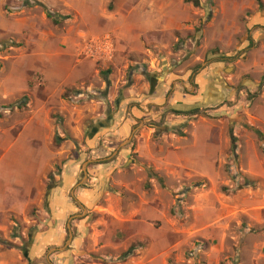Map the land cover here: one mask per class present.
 I'll list each match as a JSON object with an SVG mask.
<instances>
[{"label":"rangeland","instance_id":"1","mask_svg":"<svg viewBox=\"0 0 264 264\" xmlns=\"http://www.w3.org/2000/svg\"><path fill=\"white\" fill-rule=\"evenodd\" d=\"M20 1L22 7L29 5L28 0ZM139 1L93 0V11L87 14L85 20L74 19L65 7V0L58 2L54 9L36 5L43 13L44 8L54 15L58 24L50 20L52 25L61 29H79L82 34L78 36L76 48L82 58L89 57L88 48L94 50L93 42L100 41L99 47L105 55L103 59L93 58L100 65L98 81H94V84L99 82V88L101 81L110 77L118 87L111 90V99H108L107 91L95 97L89 95L87 99L97 97L105 100L107 105L103 113L105 115L109 109L111 119L121 107V112H125L124 119H117V123L123 127L131 119L128 105L126 109L122 105L126 99L124 90L129 80L133 81V76L146 73L141 83L154 81V76L166 73L183 77L186 79H176V82L181 87L186 85L180 90L186 93L196 90L194 86H197L195 82L199 74L210 65L220 64L226 69L221 77L238 101L234 102L232 97L222 102L221 106L224 105L225 109L217 113L211 106L203 108L201 102L184 104L190 109L174 111L186 112L198 104L197 109L202 111L190 117L175 115L170 109L171 102H165L160 108L152 109L149 106L144 113L151 111L156 120L150 123L148 115L134 120L130 126L123 127L128 132L119 140L114 131H106L98 141L96 149L103 151H99L101 155L98 159L90 150L81 149L85 144L84 137L73 142L74 148L57 161L45 183V192L48 184L49 189L52 185L57 187L59 181L56 176L63 171L64 165H75V182L67 192L68 204L73 211L59 222L58 229L53 224V215L46 213V210L39 214L30 212L25 220L18 221L17 227L7 234L6 239L11 242L18 237V244L21 248L26 246V250L37 241L43 254L39 259L30 261L31 264H130L146 243H131L129 230L118 228V224H114L106 213H100L98 208L124 213L126 206H119V198L131 203L123 190L112 185L116 172V169L112 170V163L116 149H129L132 144L129 161L123 165L122 160L117 170L128 171L135 164L145 176L144 181L135 188L149 194L151 184H155L160 192L155 197L167 203L169 219L176 225L157 231L158 235L155 236L157 241L163 240L169 245L166 264H264V70L257 66L260 54H264V0H259V4L255 0H196L198 7H194L192 0H150L157 6L156 10L161 4L168 8L169 18H165V21L169 23V31H161L160 27L153 30L149 37L152 45L146 47L148 52L126 54L123 67L119 65L115 68L110 64H115L118 58L114 40L119 30L117 22L122 17L134 16L135 9L139 15H144L145 11L138 8ZM247 2L254 9L247 7L236 16L234 4L245 5ZM155 8L152 11L157 16ZM126 25L124 31L128 30ZM13 46L16 45L0 41V60L4 50ZM125 52L128 53V48ZM134 63L139 64L136 66ZM24 68L15 66L14 76H21ZM204 79L206 83L211 80L206 76ZM120 92L121 98L118 97ZM206 103L213 104L210 100ZM8 106L10 108L7 110L13 109L12 105ZM5 111L0 108V118ZM208 128H215L220 150V158L216 162L217 176L213 182L196 176L190 179L184 176L160 177L133 153L138 141L150 144L161 142L167 144L168 148L172 144L184 147L191 142L192 134L202 133L203 129ZM166 129L168 131L164 132ZM80 155L83 156L77 161ZM103 158L104 161H93ZM145 168L157 175L163 188L157 179L148 178ZM242 177L251 180L254 186L236 189V184L242 185ZM207 199L211 205L202 208V202ZM222 203L231 207L232 211L221 209L223 215L217 217ZM194 207L196 213L200 212L199 220L195 221L191 215ZM206 219L213 221L203 230H192L195 223L201 224ZM10 242L7 243L10 245ZM130 248L131 253L123 257ZM23 262L28 264L25 259Z\"/></svg>","mask_w":264,"mask_h":264},{"label":"crops","instance_id":"2","mask_svg":"<svg viewBox=\"0 0 264 264\" xmlns=\"http://www.w3.org/2000/svg\"><path fill=\"white\" fill-rule=\"evenodd\" d=\"M28 1L29 5L22 7L20 0H0V41L16 45L6 48L0 60V108H6L8 105L13 107L10 111L6 110L0 118L2 242H10L6 239L7 234L17 227L18 221L25 220L30 212L35 211L39 214L46 210V213L53 215L55 220L53 224L58 229L59 222L73 211L72 206L68 204L67 192L75 182V165L71 166L69 163L64 165L63 171L56 176L59 185L57 187L52 185L45 192L48 175L57 161L66 157L70 149L74 148L73 142L84 137L85 144L81 149L90 150L98 159L100 152L103 151L96 148L106 131H114L113 134L119 140L128 132L123 127L130 126L134 120L147 115L150 123L156 120L151 111L144 113L149 106L152 109L160 108L165 102H171L170 109L174 112L183 108L190 109L184 104L201 102L203 108L211 106L217 113L224 111L225 106H221L222 102L232 99L234 93L221 77L226 69L220 64L210 65L199 74L195 82L197 86H194L196 90L186 93L180 92L186 85L181 87L176 82V79L183 81L186 78L166 73L154 76V81L141 83L147 76L142 72L141 76H133V81L129 80L124 90L126 99L122 107L128 105L127 110L131 119L129 118L126 125L119 127L117 119L123 121L125 113L121 112V107L111 119L109 109L105 115L103 113L107 105L105 100L97 97L87 99L89 95L95 97L96 94H104V91L108 92V99H111L110 92L118 87L117 82L109 77L101 81L98 88L99 82L94 84V81H98L100 65L93 58H82L79 55L80 52L76 48L78 36L82 34L79 29L74 27L61 29L52 25L50 20H55L54 15L48 19L36 6L42 4L44 7L54 9L58 2L64 0ZM93 5V0H65V7L73 14L74 19L85 20L87 14L93 11ZM139 7L145 11L144 15H139L135 9L134 16L132 13V16L122 17L117 22L119 30L117 34L115 33L114 40L117 44L118 58L115 64L113 62L110 64L115 68L119 65L123 67L126 54H146L148 52L146 47L152 45L149 37L153 30L159 27L161 31L170 29L169 23L165 21V18H169L167 7L161 4L159 10H156L157 6L150 0H140ZM154 7L157 16H154L152 11ZM247 7L254 9L248 2L245 5L235 3L234 14L236 16L241 14ZM123 24H128L126 25L128 30L124 31ZM127 48L128 53L125 52ZM259 58L257 66L264 70V54H260ZM138 64L134 63L136 66ZM15 66L25 67L19 77L14 76ZM205 76L211 79L209 83H206ZM91 91L93 93L89 94ZM118 94L121 98L122 92ZM236 98L233 97L234 102L238 101ZM209 100L213 102L212 105L206 103ZM197 108L198 104L194 109ZM199 108L201 109L200 106ZM202 131L192 134L191 142L184 147L172 144L168 148L167 144L161 142L150 144L138 141L133 153L137 154L142 164L151 166L160 177L184 176L190 179L196 176L213 182L217 176L216 162L220 158L217 132L215 128ZM55 137L61 141L58 146H54ZM131 146L132 144L130 148ZM129 149L123 148L119 151L116 149L113 153L115 158L112 170L116 169V172L112 177V185L123 190L131 203L119 198V206H126L124 213L106 208L98 210L110 216L113 223L118 224V228L128 229L131 243L135 241L146 243L139 256L131 260L130 264H166L169 245L163 240L157 241L155 236L158 235L157 231L166 230L169 225L174 228L176 224L169 219L167 203L155 197V194L160 193L155 184H151L152 190L149 194H143L140 188H135L145 179L142 170L135 164L128 171L117 170L122 160L123 165L129 161ZM80 156L77 161L83 155ZM104 160L105 158L93 161ZM202 203L204 205L202 208L211 205L208 199ZM221 209L232 211L231 207L222 203L217 217L223 215ZM196 210L194 207L191 213L194 221L200 217V212L196 213ZM212 221L213 219H206L201 224L195 223L192 230H203ZM50 239L57 241L53 237ZM10 243L0 244V264H24V259L31 264L30 261L39 259L43 254V249L39 248L37 241L26 250V255L20 249L18 237Z\"/></svg>","mask_w":264,"mask_h":264},{"label":"trees","instance_id":"3","mask_svg":"<svg viewBox=\"0 0 264 264\" xmlns=\"http://www.w3.org/2000/svg\"><path fill=\"white\" fill-rule=\"evenodd\" d=\"M193 1V5H194V7H198V2L196 1V0H192ZM257 1V3L259 4V2H258V0H256ZM43 11H44V13L46 14V17L48 18V19H50L51 17H52V14L49 12V11H47L46 9H44L43 8ZM53 23L54 24H57V21H55V20H53ZM107 74H108V72H107ZM12 107V106H11ZM8 108H10V106H7L6 108H1V110L3 109V110H7ZM199 112V109H191V110H189V111H186V112H173L175 115H184V116H187V117H190V116H196V114ZM166 131H168V129H166L164 132H166ZM60 140L58 139V138H54V146H58L59 144H60ZM262 151L264 152V148L262 149ZM145 171L147 172V175H148V178L149 179H153V178H155V179H157V181H158V183H159V185L161 186V188H163V186H162V182H161V180L159 179V178H157V175L155 174V173H153L152 172V170L151 169H148V168H145ZM52 174H50L49 175V177L51 176ZM243 178V177H242ZM236 186H237V188L236 189H241L242 187H253L254 186V183L251 181V180H248L246 177H244L243 178V183H242V185H238V184H236ZM48 187H49V184H48ZM47 187V189H49ZM0 244H2V245H7V242H2V241H0ZM26 247V246H25ZM21 248L20 247V249H22L21 251H22V253L24 254V255H26V248ZM19 249V250H20ZM263 252H264V250H263ZM131 253V248L130 249H128V251L123 255V257H126V256H128L129 254Z\"/></svg>","mask_w":264,"mask_h":264},{"label":"built area","instance_id":"4","mask_svg":"<svg viewBox=\"0 0 264 264\" xmlns=\"http://www.w3.org/2000/svg\"><path fill=\"white\" fill-rule=\"evenodd\" d=\"M107 40H108V38L106 37L105 41H107ZM93 44H94L93 46L95 47V49L91 50V47H90V49L88 48V50H87L88 54H89V57L97 58V59H103L105 54L101 50V48L99 47L100 41L96 40L95 42H93ZM104 44H106V42H104Z\"/></svg>","mask_w":264,"mask_h":264},{"label":"water","instance_id":"5","mask_svg":"<svg viewBox=\"0 0 264 264\" xmlns=\"http://www.w3.org/2000/svg\"><path fill=\"white\" fill-rule=\"evenodd\" d=\"M202 110H199V112H201Z\"/></svg>","mask_w":264,"mask_h":264}]
</instances>
